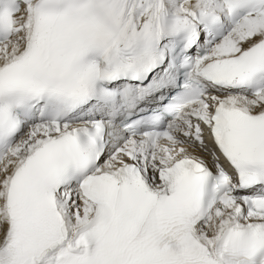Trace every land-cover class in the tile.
Returning a JSON list of instances; mask_svg holds the SVG:
<instances>
[{
  "label": "snow or ice",
  "instance_id": "6c2138e0",
  "mask_svg": "<svg viewBox=\"0 0 264 264\" xmlns=\"http://www.w3.org/2000/svg\"><path fill=\"white\" fill-rule=\"evenodd\" d=\"M0 264H264V0H0Z\"/></svg>",
  "mask_w": 264,
  "mask_h": 264
}]
</instances>
